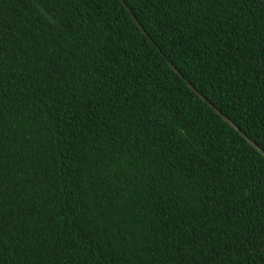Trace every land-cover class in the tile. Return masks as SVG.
Instances as JSON below:
<instances>
[{
	"label": "trees",
	"instance_id": "obj_1",
	"mask_svg": "<svg viewBox=\"0 0 264 264\" xmlns=\"http://www.w3.org/2000/svg\"><path fill=\"white\" fill-rule=\"evenodd\" d=\"M188 83L264 150V0H0V264H264V157Z\"/></svg>",
	"mask_w": 264,
	"mask_h": 264
},
{
	"label": "water",
	"instance_id": "obj_2",
	"mask_svg": "<svg viewBox=\"0 0 264 264\" xmlns=\"http://www.w3.org/2000/svg\"><path fill=\"white\" fill-rule=\"evenodd\" d=\"M123 4L126 8H128L127 4L123 1ZM129 9V8H128ZM42 11L52 20L54 21L55 18L46 10V9H42ZM129 11L132 13L131 9H129ZM132 17L134 19V21L136 22V24L139 26V28L143 31V27L140 24V22L138 21V19L136 18V16L134 14H132ZM172 70L179 76L183 77L180 73V71L172 64H170ZM188 86L190 89H192L201 100H203L204 102H206L211 108H213L215 110V112L223 118V120L229 124L235 131H237L251 146H253L263 157H264V150L252 139H250L246 134H244L242 132V130L229 118L227 117L225 114H223L220 110H218L203 94H201L191 83H188Z\"/></svg>",
	"mask_w": 264,
	"mask_h": 264
}]
</instances>
